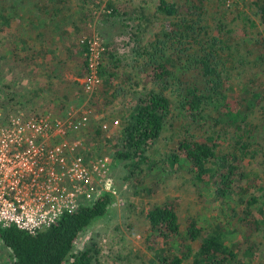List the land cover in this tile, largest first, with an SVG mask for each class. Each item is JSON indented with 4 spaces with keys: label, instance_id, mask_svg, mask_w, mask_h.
Instances as JSON below:
<instances>
[{
    "label": "trees",
    "instance_id": "1",
    "mask_svg": "<svg viewBox=\"0 0 264 264\" xmlns=\"http://www.w3.org/2000/svg\"><path fill=\"white\" fill-rule=\"evenodd\" d=\"M23 1L15 0L10 5L7 0H0L4 11H0V49L5 42L9 43L13 57L8 65L18 71L30 72L33 65L47 68L46 64L56 69L57 65L71 61V56H61L58 63H45L44 56L52 59L57 53L44 47L49 46L48 42L53 45L54 34L65 38V42L69 40L74 23L71 18L79 16V9L110 23L116 18L123 22L135 18L126 0H58L61 4L57 8L47 4L55 0ZM77 1L81 5L75 6ZM209 2L160 0L157 12L169 19L167 26L149 43L134 36L136 57L141 64L139 74L145 85L154 86L141 91L135 103L121 112L124 122L121 137L114 141L112 157L129 166L135 187L147 195L157 193L156 164L162 162L167 164L163 171L170 166L175 171L183 168L194 175L215 200L236 212L230 199L241 184H246L242 161L247 156L259 155L264 160V0L256 3L257 17L250 19L247 15L248 24L244 22L237 30L218 20L212 23L208 17ZM213 2L231 5L228 0ZM31 13L34 15L29 20ZM66 27L71 28L70 33ZM5 28L8 36L4 35ZM95 39L100 48L95 67L97 83L92 91L87 90L94 91L93 96L100 89L107 92L105 82H112L116 75L112 68L121 62L109 48L108 39L90 31L79 42L80 76L86 79L93 71L91 56ZM0 57L2 63L1 52ZM83 85L86 89L85 81ZM168 91L179 99L178 115ZM109 127L105 129L102 125L98 131L107 132ZM169 127L174 129L172 137L177 140L171 152L159 160L150 153ZM224 142L230 144L226 152ZM144 178L151 185H145ZM114 199V193L105 190L91 204L65 212L56 224L36 232L16 225L0 226V238L10 251L11 264H92L90 247L74 254L76 245L89 226L109 214L115 206ZM242 201L237 223L242 228L240 233L251 235L263 226L259 214L264 207V185L254 186ZM177 204L168 200L147 210L146 247L157 250L154 254L157 258L146 264L253 263L257 243L250 244L246 250L237 248L225 240L218 228L211 230V225L195 216L189 217L183 228ZM246 255L250 260H245Z\"/></svg>",
    "mask_w": 264,
    "mask_h": 264
},
{
    "label": "rangeland",
    "instance_id": "2",
    "mask_svg": "<svg viewBox=\"0 0 264 264\" xmlns=\"http://www.w3.org/2000/svg\"><path fill=\"white\" fill-rule=\"evenodd\" d=\"M258 1L228 0V4L231 5L226 7L224 4L216 5V1L215 3L210 0L208 17L214 24L217 23L214 21L218 20L230 29L237 30L247 21V15L251 17L250 19L257 17L256 3ZM13 2L15 0H7L10 5ZM16 2L24 3L23 0H16ZM26 2L28 5L32 4L30 1ZM159 2L160 0H126L125 3L132 6L135 18L124 22L122 19L116 18L113 23L103 21L104 19L100 17L97 18L95 14L87 12L85 7L84 10L79 9V16L71 18L74 23L72 24L73 33L69 40L65 42V38L54 34L52 36L53 45L48 42L49 46L44 47L51 48L57 53V56L53 55L52 59L51 56H44L45 63H50L49 61L58 63L57 60L61 56H71L72 59L68 64L57 65L56 69H51L52 66L47 64L48 69L33 65L29 69L30 72L10 68L8 64L12 62L13 55L9 51V43L5 42L0 49L4 58L3 62H0V111L5 114L23 112L28 116L37 113H53L57 116L65 115L69 111L81 113L88 107L93 110L92 125L82 135L86 143L85 153L89 159L109 155L112 183L110 191L114 193L115 206L107 216L95 221L82 233L74 254L90 247L93 256L92 264H146V261L155 260L157 255L154 254L157 250L146 247L148 228L146 212L155 204L174 200L178 203V213L183 228L186 227L187 219L195 216L208 226L211 225V230L214 229L213 227L218 228L223 233L225 240L237 248L246 250L247 246L255 242L257 244L254 258L251 259L252 264H264V207L259 214L263 223L259 231L255 230L250 233L251 235L242 234L240 233L242 228H239L237 223V216L242 214L240 211L244 203L242 198L248 194V191H253L254 186L261 185V183L264 185L262 156L259 155L256 158L247 156L242 161L245 167L246 184H241L230 199L238 213L228 207L226 209L221 201L215 200L210 191L196 181L194 175L183 168L175 171L170 166L163 171L162 168L167 167V164L162 162L156 164L157 193L147 195L135 187V182L130 177L129 166L112 157L114 141L121 137L124 122L121 112L123 110L126 112L135 103L141 91L154 86L152 83L145 85L139 74L138 69L141 64L136 57L137 40L134 36L142 38L144 43H149L167 26L169 19L157 12ZM76 3L78 4L75 6L81 5L80 1ZM47 4L57 8L61 2L55 0L48 1ZM19 9L18 6L17 10ZM0 11L4 12L2 8ZM32 15L34 14L28 15L30 16L29 20ZM69 29L66 27V30ZM5 31L4 35L8 36V29L5 28ZM90 31L103 34L110 42L109 48L115 54V58L121 59V62L112 68L116 72L112 82H105L107 92H102L100 89L94 93V96V91L87 92L83 87L85 77L80 76L82 57H80L79 42L80 38H85ZM68 32L70 33V30ZM22 38L24 39V37ZM67 50L72 52V55H69ZM0 58L2 61V57ZM168 94L174 102L175 114L178 115L179 110H176V106L178 107L179 99L171 91H168ZM176 120L179 118L176 117ZM104 123L110 127L107 132L101 133L98 128L102 129ZM172 136H174V129L169 127L155 143L150 155L159 160L168 155L177 140ZM224 147L223 150L226 152L230 149V144L224 142ZM147 173L148 171L145 172V174ZM145 174L143 173V175ZM143 183L149 184L145 178ZM232 214L233 216H231ZM151 242L153 241L151 240ZM158 245L160 246L159 243ZM245 258L246 261L250 260L247 255ZM0 264H11L10 251L2 244L1 238Z\"/></svg>",
    "mask_w": 264,
    "mask_h": 264
},
{
    "label": "built area",
    "instance_id": "3",
    "mask_svg": "<svg viewBox=\"0 0 264 264\" xmlns=\"http://www.w3.org/2000/svg\"><path fill=\"white\" fill-rule=\"evenodd\" d=\"M97 45L95 39L93 71L85 79L89 91L97 83ZM93 116L90 107L57 116L0 111V226L36 232L111 190L109 155L92 159L84 155L82 132Z\"/></svg>",
    "mask_w": 264,
    "mask_h": 264
}]
</instances>
